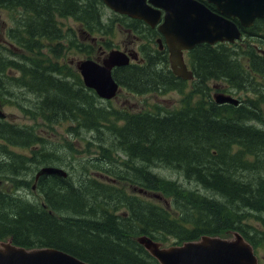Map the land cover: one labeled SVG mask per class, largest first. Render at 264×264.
<instances>
[{
  "label": "trees",
  "instance_id": "obj_1",
  "mask_svg": "<svg viewBox=\"0 0 264 264\" xmlns=\"http://www.w3.org/2000/svg\"><path fill=\"white\" fill-rule=\"evenodd\" d=\"M27 2L38 18L37 23L30 22L34 39L29 42L16 39V43L30 55V65L7 62L0 53V100L5 102L3 95H11L7 65L20 67L22 76L15 80L16 85L40 98L41 105L36 107V113L41 120L56 124L72 122L74 126L69 131L94 132L95 138L104 129L99 143L100 154L111 164L110 150L125 155L127 159L122 162L121 171L129 174L125 173L119 180L137 185L143 197L126 194L113 180L102 184L89 176L82 179L89 170V160H86L75 180L73 176L48 178L47 182L45 177L40 178L36 194L43 202L39 204H26L0 191V239L10 238L12 244L25 248L59 249L90 264H158L136 243L133 239L136 235H147L158 241L173 237L181 244L202 236L216 237L238 230L254 245L253 238L244 229L243 211L258 213L264 223V132L245 122L258 117L244 107L211 105L205 109L202 101L189 105L182 100L179 110L163 115L162 109L156 107V113L117 111L107 118L106 111L94 103L96 97L81 90L74 91L58 79L62 67L57 60L63 44L61 37L54 36L57 27L51 16L63 5L64 16L78 21L81 34L102 37L112 36L118 24L125 31L137 34L139 22L112 16L104 23L102 2L85 5L81 1L74 4L72 0H0V7L8 3L24 7ZM21 31L24 33L25 29ZM112 43L98 41L97 49L93 50L81 41L78 49L88 59L95 60L99 57L98 46L110 50ZM8 52L13 55L10 50ZM234 55L223 47H198L192 54L195 75L200 81L228 78L247 83V76ZM21 56L25 59L26 55ZM144 64L116 68L112 77L137 95L162 94L183 88L168 70L167 61H145ZM8 128L12 130L11 126ZM6 134L9 133L6 131ZM29 141L32 143V136ZM157 141H162L163 145H157ZM91 147L92 143L87 141L85 151L88 155L93 154ZM237 147L241 151H236ZM247 156L253 160L248 161ZM99 163L100 160L95 159L91 167L98 169ZM155 166L181 173L205 194L198 190L188 191L176 181L158 177L150 171ZM11 170L16 171L14 166ZM0 173V183L10 180L13 190L19 187L31 190L15 176L7 178ZM121 209L125 211L116 215ZM60 212L65 215L62 219ZM89 217L93 219L89 221ZM80 231L84 238L77 235ZM95 234H101L105 242L110 244L111 241V245L119 249L94 247L90 238H95ZM116 242L119 245H115ZM83 243L88 247L81 245Z\"/></svg>",
  "mask_w": 264,
  "mask_h": 264
},
{
  "label": "water",
  "instance_id": "obj_2",
  "mask_svg": "<svg viewBox=\"0 0 264 264\" xmlns=\"http://www.w3.org/2000/svg\"><path fill=\"white\" fill-rule=\"evenodd\" d=\"M105 7L115 14L142 21L150 26L163 21L158 30L164 36L168 48V61L172 74L182 80L193 75L184 62L183 52L196 45L234 43L241 39L236 24L252 27L257 19H264V0H207L216 6L217 12L208 9L197 0H102ZM123 51L112 50L101 64L92 60L82 61L78 70L87 88L106 101L117 95L118 84L112 77L114 67L128 65L135 56L128 57ZM215 103L238 106L232 97L216 94ZM66 177L63 170L47 167L37 175ZM142 246L159 264H257L252 247L240 233L234 232L229 239L203 237L196 242L163 248L147 236L137 238ZM0 264H88L55 248L26 250L16 245L0 242Z\"/></svg>",
  "mask_w": 264,
  "mask_h": 264
},
{
  "label": "rangeland",
  "instance_id": "obj_3",
  "mask_svg": "<svg viewBox=\"0 0 264 264\" xmlns=\"http://www.w3.org/2000/svg\"><path fill=\"white\" fill-rule=\"evenodd\" d=\"M102 12H103V20L105 22H107L108 18L111 16V12L107 8H103ZM0 16L2 17V18H0V20L5 21V22H3L4 24L1 23V21H0V44H5L4 47L11 49L16 54L15 59L19 60L18 57L23 54V51L20 49V47L12 39L5 38V34H6L7 30L10 29L11 27H14V26L12 24H10V22L7 21V19L5 18L6 17L5 11H0ZM134 35H135V33H133V36ZM140 38H141V41H144V42H146V44L153 46L151 44L150 37L146 34V32H144L142 35H140ZM103 40H107L109 42L112 41L113 42L112 46L113 45L117 46L120 51H123L121 46L129 47L131 44L134 43V38L130 34L126 33L125 31H122L118 27L114 29L112 36L104 37ZM1 50L4 51V49H2L0 47V51ZM44 52L47 53L48 50L44 49ZM69 56H70L69 51H66L65 56L61 61L62 65L68 64V62L70 61ZM84 59H85V57H83L81 54H78V53L75 54V56L73 57L74 63H77V62L84 60ZM152 62H155V61H152ZM71 88L74 91L77 89V90H81L84 93H86L84 88L81 86V84L79 82H78L77 86H72ZM13 90H14L15 96L17 95V97H18L19 92H21V91H19L17 93L18 88H15V87H13ZM239 95L243 98L245 97L244 92L239 93ZM249 96L253 97V95H251V94H249ZM28 97L30 99L34 100V98H32L30 95H28ZM59 97L62 100L61 95H59ZM86 97L89 100H91L88 95ZM51 98L54 99V96H52ZM180 100H181V95L177 91H168L167 93H165L163 95H156V94L133 95L130 93L127 94L126 92H124V93L120 92L117 95V97L114 100H112L111 103L106 104L104 102H101L100 106H104L106 108H115L117 110H122V111L125 110V111H129L131 113H137L140 111H147V109L150 111H154L153 110L154 105L163 108L164 111H173V110H178L180 108V106H181ZM57 101L59 102V99H57ZM22 103L24 105H29V103H27V102H22ZM4 111L7 113L8 119L11 123L19 125L20 126L19 128H21V129L23 127H25L26 125H30L33 127V130L36 133V131L38 129L36 124L37 125H38V123L40 124L39 120L34 121V120H31V119L25 117L16 105H4ZM37 117H39V116L37 115ZM43 124L45 126L42 125L41 129L46 131V132L41 133V135L44 136L49 142L47 145V150L49 151L48 153H52L53 150H56L58 152V156H60V161L73 168L74 180L82 172L81 165H84L85 161L89 160V170H88V172L83 174L82 179L87 177V176L92 177V175H94V173H95V169L93 167H91L92 166L91 160L93 158H95L97 155L96 154L88 155L86 153H85V155L80 154V149L83 148L86 140H89L92 143L93 137L95 136V134L94 133H86V134H81L79 137L74 136L72 134H71V136L67 135L66 132L69 129V126L72 124L69 122H66V121H62L61 123H57V124H48V123L43 122ZM26 127H28V126H26ZM28 128H29V130H31V127H28ZM42 136H41V138L44 139V137H42ZM93 144H96V143L93 142L92 145ZM70 145H72L71 149H73L74 147H76V148L71 150V152H70L71 154L69 153L68 157L65 158V151H63V150L65 148L70 149ZM157 145H159V146L163 145L162 141H157ZM29 147H31V144L19 146V145H17V143H14L13 140L9 139L8 137L5 139L0 138V149L6 150L9 153L12 160H13V158H17L18 160L21 161L20 164H17V165L12 164L11 161H3L2 160L3 156H2V153L0 150V166L3 167L2 169H0L1 172L3 173L4 176H6L11 171L12 165L19 167L17 169V173L19 174V177H17L16 180L19 181L20 183L25 184L27 187H31L33 185V181L29 177V174H31V172L36 170V166L34 164L26 162L25 155L29 154V150L27 149ZM39 147H41V146H37L36 148H39ZM187 154L190 156L189 152ZM116 157L118 158V156L115 155V158L113 159V161L116 159ZM31 159L32 160H39L37 155H35L34 153H32ZM105 161L107 163V160H105ZM105 161L104 160L100 161V163H99L100 168L112 169L113 164L104 165ZM116 161H118V160H116ZM57 167L67 171L65 168L60 167V165H57ZM152 170L155 174H157L160 177H163V178H166L169 180H173V181H177L183 187H186V190H188V191L195 189V186L193 183L188 184L181 176H179L178 174H176L173 171L164 170L161 167H155ZM67 180L70 181L69 179H67ZM252 186H253V183H252ZM3 187L8 188L9 186L3 183ZM253 189H255V188L253 187ZM2 190L3 189H1V191ZM20 191H25L26 194H28V192L25 189H20ZM200 193L205 194V192L203 190H200ZM17 197H20V193H17ZM29 197H31V195H29ZM213 197L216 198L217 200H219L220 202H223V200L221 198H219L217 195L213 194ZM26 204L35 205V204H39V202L34 203V201H32L31 199L28 198L26 201ZM58 214L60 216H62L61 219L65 216L64 212H60ZM243 214H244L243 215L244 216V221H243L244 222V229L248 232L249 236H251L253 238V242L257 246V250L255 253L260 260L259 264H264V223L260 220V215L253 212V211L246 210V211H243ZM90 219H93V217H89V221H90ZM4 225H6V224L4 223ZM77 235H79L81 238H84V234L82 231L78 232ZM95 236H96L95 238H90L91 243H92V245H94V247H96V248L104 247V249H108V250H112V249L118 250L119 249L118 247H114L113 245H111V241H110V244H108L107 241L105 242L103 240V236L101 234L100 235L95 234ZM166 240H167V243H165V245H163V246L171 245L175 241V239L173 237H167ZM81 245H83L84 247H88L86 243H83ZM115 245H119V244L116 242ZM119 253L123 254V252H119Z\"/></svg>",
  "mask_w": 264,
  "mask_h": 264
},
{
  "label": "flooded vegetation",
  "instance_id": "obj_4",
  "mask_svg": "<svg viewBox=\"0 0 264 264\" xmlns=\"http://www.w3.org/2000/svg\"><path fill=\"white\" fill-rule=\"evenodd\" d=\"M72 1L75 4V2L79 0H72ZM197 1L206 3L205 0H197ZM208 7L211 11L216 12V9L214 6L209 5ZM29 9H31V6H30V3L28 2L26 3L24 7H22L21 5L13 7V5L10 3H8L4 7H0V11H5L6 13L5 18L10 23H16L18 21H22L23 19H32L33 17L35 19V14H33V12H28L27 16H24L26 14V11ZM63 14L64 13H63V5H62V8L60 9V11H56L55 13H52V16H51V21L56 24L57 30H59L60 33L63 32L64 25L68 24L69 22L74 24L73 23L74 19L72 17L70 16L64 17ZM0 18L2 17L0 16ZM258 25L259 26L257 27V31L255 32H248L247 30H242L246 35H249V39H244L243 43H238L236 44V46L239 44L247 43L248 45L254 48V52L256 50L259 55L264 56L258 52V50H261L259 49L260 47L264 51V26L260 21L258 22ZM142 28L145 29V32L150 37L151 44L153 45V46H150L146 44V42L141 41V38L138 37V39L140 40L139 48L141 50L142 56L148 59H151L152 61H156L159 57L164 58L166 56L165 45H164V42L161 40V37L157 29L146 27L144 25H142ZM158 40H161V43H158ZM252 41H256L257 44L253 43ZM186 62H187L188 69L192 70L191 60L187 58ZM249 77L251 80V86L253 87V96L255 97L258 94H260L261 89H262L261 85L264 86V81L262 82L261 75H257L254 73L249 74ZM187 84L191 88V85L193 84V82H188ZM202 90L205 93V96L209 102L212 101V98L216 93H222L225 95H230V96L239 98L242 101V106L247 107L249 109H252L255 104L254 99H252L253 101H251L250 103H246L244 98L239 95V93H241L242 91H238L236 89H230L229 86L226 85L223 81H211V82L203 81Z\"/></svg>",
  "mask_w": 264,
  "mask_h": 264
},
{
  "label": "bare ground",
  "instance_id": "obj_5",
  "mask_svg": "<svg viewBox=\"0 0 264 264\" xmlns=\"http://www.w3.org/2000/svg\"><path fill=\"white\" fill-rule=\"evenodd\" d=\"M78 24H79V23H78ZM113 27H114V26H113ZM150 28H154V26H150ZM85 34H86V33H85ZM62 49H63V48H62ZM119 72H120V71H119ZM123 72H124V71H123ZM187 83H188V82H187ZM191 86H192V85H191ZM36 94H37V93H36ZM41 100H42V99H41ZM179 105H180V104H179ZM162 109H163V108H162ZM166 113H167V112H166ZM69 123L72 124V125L69 126V128L74 126V124H73L72 122H69ZM89 132H90V131H89ZM66 133H67V135H70V136H71V134H72V133L69 131V129L67 130ZM72 135H74V134H72ZM238 145H239V144H238ZM70 149H71V148H70ZM56 168L60 169L59 167H56Z\"/></svg>",
  "mask_w": 264,
  "mask_h": 264
}]
</instances>
